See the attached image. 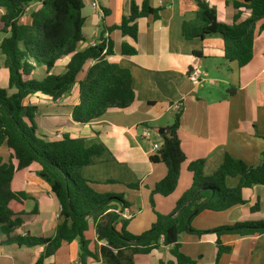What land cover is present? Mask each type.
I'll return each instance as SVG.
<instances>
[{"label": "crops", "instance_id": "crops-1", "mask_svg": "<svg viewBox=\"0 0 264 264\" xmlns=\"http://www.w3.org/2000/svg\"><path fill=\"white\" fill-rule=\"evenodd\" d=\"M97 1L99 9L95 10L89 2L82 0V33L85 38L77 49L84 50L107 38L112 54L104 59L131 74L134 92L131 106L108 110L88 124L77 123L72 119V112L79 104L78 83L59 98L35 93L24 98L21 105L33 108L31 121L39 136L57 140L68 135L83 139L86 147L102 146L101 155L92 157L89 164L81 168L79 176L97 193L121 194L128 203L126 211L130 217L123 213L120 219L128 220L126 231L139 235L156 222V213L167 215L173 212L177 200L191 185L192 174L187 169L190 162H203L205 178L216 172L226 156L247 166L259 165L264 152V32L256 33L252 58L239 68L236 62L224 59L220 34L203 39L183 38L182 24L195 17L196 0H148L149 6L159 12L156 17L135 20V39L123 36L119 30L110 31V28L118 26L122 17L128 16L131 2L140 6L145 0ZM202 1L215 10L219 24H239L250 16V10L243 5L234 8V1L242 3L243 0ZM40 6V0L32 1L19 21L29 23L30 13ZM0 34L1 42L6 34ZM122 44L134 48L135 54L123 55ZM69 60L68 56L57 61L50 73H64ZM191 66L200 71L198 84L187 79ZM44 70V67L37 68L35 76H43ZM82 77L83 73L78 81ZM229 88L235 91L229 94ZM0 89H8V72L3 67L1 55ZM8 93L12 94L14 90H8ZM177 103L180 109L175 111L172 106ZM176 114L179 115L177 136L186 160L181 165L175 190L166 197L154 195L151 204L152 187L165 175L163 164L149 160L154 153L152 146L162 144L157 130L171 125ZM145 128L149 130V137L142 135ZM1 160L6 162L7 154L5 159L1 156ZM39 170L38 164H32L14 184L27 196L22 208V225L14 236L52 237L61 223L58 200L36 175ZM225 183L233 188L238 178L228 177ZM242 195L244 204L221 212L204 210L196 215L191 227L202 234L179 235V251L192 261L191 264H264V234L240 237L213 232L219 227L245 222L256 201L264 220V185L244 189ZM144 212L147 213L145 219H139ZM85 238L90 241L89 249L94 251V228L90 220ZM3 239L0 235V264H34L44 248L42 245L19 247L14 243L3 244ZM217 241L229 250L216 260ZM100 246L98 243L96 250ZM169 249L161 245L149 254L133 255L132 264H177ZM42 264H80L78 240L63 243ZM86 264L104 263L97 254L95 259L88 258Z\"/></svg>", "mask_w": 264, "mask_h": 264}, {"label": "trees", "instance_id": "trees-1", "mask_svg": "<svg viewBox=\"0 0 264 264\" xmlns=\"http://www.w3.org/2000/svg\"><path fill=\"white\" fill-rule=\"evenodd\" d=\"M32 1L35 0H0V33L6 34L0 42V55L8 72V89H0V148L4 147L7 152L6 162L0 158L2 243H14L19 247L44 246L34 264H42L63 243L68 244L75 239L79 244L80 264H86L88 258H97V254L104 264H132L133 255L149 254L161 245L170 248L169 252L177 264H191L192 261L179 251V235L202 234L191 227L196 215L204 210L221 212L244 204V189L264 185V152L256 167L226 156L210 178L203 176L201 160L190 162L187 169L192 174L191 185L178 199L173 212L156 214V222L140 235L129 233L126 231L128 220L120 219V212L128 207L123 196L97 193L88 181L79 176L81 168L88 165L92 157L101 155L102 146L86 147L83 139L68 135L57 140L39 136L31 121L33 108L23 107L21 102L35 93L56 99L78 83L79 104L73 109L72 119L88 124L108 110L131 106L134 101L131 74L104 59L112 54L107 38L84 50L77 49L85 38L82 33V0H40V8L31 12L30 22L24 24L19 19ZM196 1L195 17L182 24L183 38L203 39L220 34L224 59L236 62L239 68L247 65L253 55L256 33L264 32V0L234 1L235 9L243 5L250 10V16L231 26L217 23L215 10L202 0ZM158 12L149 6L148 0L140 6L131 2L128 16L122 17L120 24L110 31L119 30L123 36L135 39V20L156 17ZM121 53L130 56L135 54V50L122 44ZM193 55L198 56L196 53ZM68 56L70 60L64 73L51 74L56 62ZM87 64L90 65L84 69ZM39 67L45 68L44 74L36 77L35 70ZM82 73L83 77L78 81ZM11 89L14 93L9 94ZM234 91V88L228 89L229 94ZM178 127L179 115L176 114L171 125L157 130L162 144L149 160L163 164L165 175L152 187V195L166 197L177 186L181 165L186 160L177 136ZM32 164L39 165L36 175L49 186L60 206L61 223L52 237L14 236L22 225V208L27 199L26 194L14 184ZM228 177L238 178L235 187L226 186ZM89 220L94 228V251L89 249L90 241L85 238ZM213 232L240 237L264 234L259 202L250 208L245 222L219 227ZM98 243L101 246L96 250ZM228 250L229 247L217 241L216 260Z\"/></svg>", "mask_w": 264, "mask_h": 264}, {"label": "built area", "instance_id": "built-area-1", "mask_svg": "<svg viewBox=\"0 0 264 264\" xmlns=\"http://www.w3.org/2000/svg\"><path fill=\"white\" fill-rule=\"evenodd\" d=\"M87 2H89L90 6L95 9L98 10V1L97 0H86ZM95 44H93L92 46H94ZM200 71L196 66H191L188 71H187V79L189 80V82L193 83V84H198L200 82ZM173 109L175 111H178L180 109V104H174ZM142 135L144 137H149L150 133L148 129H143L142 131ZM160 145L158 144H154L152 146V150L154 152H156L159 149ZM123 213H125V217H130V215L128 214V212L126 210L120 212V215H122Z\"/></svg>", "mask_w": 264, "mask_h": 264}, {"label": "rangeland", "instance_id": "rangeland-1", "mask_svg": "<svg viewBox=\"0 0 264 264\" xmlns=\"http://www.w3.org/2000/svg\"><path fill=\"white\" fill-rule=\"evenodd\" d=\"M2 15V11H0V16ZM2 34H0V36H1ZM4 149V152L2 151ZM6 154H7V152H6V150H5V148L4 147H2V148H0V158H1V156L5 159L6 158ZM186 191V190H185ZM184 191V192H185ZM183 192V193H184ZM155 195H158V194H155ZM153 196L154 195H152L151 193H150V203L152 204V201H153ZM181 197V196H180ZM179 197V198H180ZM178 201V200H177ZM152 210H153V208H152ZM157 214V213H156ZM168 215V214H167ZM145 216H147V213H145L144 212V214L142 213V215H139L138 217H139V219H145ZM156 216V215H155ZM137 217V216H136ZM139 219H137V220H139ZM149 229V228H148ZM141 234H142V232H141ZM140 235V234H139Z\"/></svg>", "mask_w": 264, "mask_h": 264}]
</instances>
